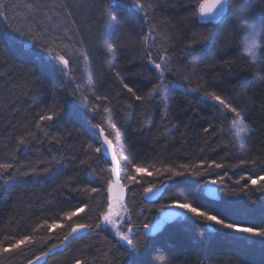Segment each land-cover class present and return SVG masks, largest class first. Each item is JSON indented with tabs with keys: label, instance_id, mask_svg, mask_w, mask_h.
I'll list each match as a JSON object with an SVG mask.
<instances>
[{
	"label": "trees",
	"instance_id": "16d2710c",
	"mask_svg": "<svg viewBox=\"0 0 264 264\" xmlns=\"http://www.w3.org/2000/svg\"><path fill=\"white\" fill-rule=\"evenodd\" d=\"M203 1L141 0L153 6L141 10L131 0H0L8 17L0 16V163L14 164L0 175V246L23 236L33 241L0 255V264H264V237L205 223L177 207L178 216L156 222L178 201L241 227H264V188L247 180L264 175V0H227L215 19L200 16ZM115 12L128 20L127 33L110 23ZM20 28L31 35L12 31ZM145 35L171 75L165 73L159 96L136 100L123 84L146 97L149 80L159 83L145 59ZM44 44L60 54L71 47L68 77L46 56L37 58ZM205 93L221 96L241 116ZM41 115L53 119L40 121ZM97 124L120 156H136L145 169L137 174L142 183L129 182L125 196L134 249L107 226L95 227L103 197L83 191L100 188V169L110 167L95 152L103 140ZM212 161L224 167H208ZM181 164L203 175L164 172ZM218 174L224 182L213 200L203 190ZM153 184L165 186L147 201L144 189ZM84 203L85 212L64 216ZM54 221L61 226L49 229ZM76 224L93 227L64 244ZM144 224L153 227L150 234Z\"/></svg>",
	"mask_w": 264,
	"mask_h": 264
},
{
	"label": "snow or ice",
	"instance_id": "6c2138e0",
	"mask_svg": "<svg viewBox=\"0 0 264 264\" xmlns=\"http://www.w3.org/2000/svg\"><path fill=\"white\" fill-rule=\"evenodd\" d=\"M131 3L133 7L139 8L141 10H144L146 7H153L152 5H145L141 3V0H131ZM5 7V5L0 4V8ZM29 9L33 8V5L29 4L27 5ZM226 7V0H215V4L212 6L211 12H207L203 6H200L199 12L204 15H211L215 16V14L218 11L223 10ZM71 15V13H68ZM147 14V13H146ZM0 16H3L6 20L8 19L6 13L0 12ZM50 19V17H49ZM109 21L112 25L122 28V30L127 33L128 32V20L126 17L120 13L115 12L109 16ZM261 24H264V13L261 14L260 17ZM7 27L11 28V25H7ZM14 33H16L18 36H30V33L25 32L22 28L20 29H12ZM67 31V29H66ZM149 35H145L143 37L142 43L144 45V53H145V59L147 61V64L151 66V69L153 70L154 77L156 81H159V83H153L152 79L149 80V83L152 84L151 90L148 91L146 97H142L139 95H136L135 91L132 87H129L127 83L123 84V87L127 89L129 93H131L136 100H143V99H154L156 96H159L161 91H163L165 82H166V76L165 73L167 72L168 75H171V69L167 67V61L164 56H160L159 60L163 61L157 62V59L153 58V53L151 51V46L149 45ZM9 39H12L9 37ZM33 39V46L35 47V44L37 43L35 37H32ZM192 45L189 44V47ZM64 48L68 50L66 53L67 55H70L72 52V49L69 45H64ZM66 54H60L55 51L51 47H49L48 44H44L39 49H36V56L37 58H43L47 57L48 61L51 63H54L57 67L58 71L64 75L65 77L69 76V73L72 71V68L70 67V59L66 58ZM119 75V73H117ZM80 85H77V88H79ZM206 97L214 102H216L219 106H222V109L227 110L229 112H232L235 114L236 117H240L241 113L237 110V108L233 107L231 104H229L225 99H223L221 96L216 95L215 93H205ZM99 99V97H98ZM53 119L52 115H41L39 117L40 121H50ZM94 119V117H93ZM232 125H235L236 121L233 119L231 121ZM39 127V125H37ZM97 129H99L100 136H103L102 142L98 141L99 146L95 148L96 153H111L110 158V167L107 169H100V179L103 181V184H101L100 188L92 187L90 189L85 188L83 191L89 193V198L91 199V194L96 193L98 195H101L103 197V202L100 205H97V207L102 208L103 210L99 212L97 219L99 220V223L95 225L97 229H102L103 227L107 226L109 228V231L113 232L114 235L118 238V241L123 242L125 245L128 246L129 249H134L136 246L134 245V242L131 238V233L134 232V229L130 227L131 225V213L129 212V208L125 203V195L126 190L131 191L129 188V182L132 184H141L142 178L138 177V173H144L145 169L140 166L139 163H137V157L136 156H120L117 151V146L114 145L113 140L109 139L107 135H104V130L101 128L99 124L95 125ZM207 131V129H205ZM29 135H32L29 133ZM19 142L21 144L24 143V137L19 138ZM89 148H92V145H89ZM123 145H120V151H123ZM15 159L14 157L12 158ZM85 161H81V164H84ZM241 165L247 163L246 161H241ZM257 161L253 160L251 161V164L255 166ZM203 167V163L200 165ZM14 164L10 162H4L0 163V175L7 173L9 169L13 168ZM208 167H215L216 169H222L224 165L220 163H216L215 161H212L211 164L208 165ZM190 165L188 164H181L179 165V170H172L171 168L164 169V172H170L172 177H181L185 174H190L193 176H200L203 175L201 172L192 171L189 172ZM127 169V171H125ZM36 169L33 168L32 172H35ZM107 171L109 173L108 177L103 176V172ZM159 171V170H158ZM25 175H28L29 173H24ZM10 175V174H9ZM149 176L152 175V173H148ZM226 175V173L224 174ZM170 178V177H169ZM241 179H246V177H241ZM125 182H121V181ZM248 182L253 186H260L261 188H264V175L258 176L256 178H252L251 176L247 177ZM212 184L217 183H223L224 182V176L218 174L217 179H212L208 181ZM239 183V181H237ZM156 185L153 184L152 187L145 188L144 191L146 193H151L153 188H155ZM244 187H247V184L244 185ZM106 204V207H105ZM90 205L88 203H84L82 206L78 207L75 211L71 212H65L64 216L68 218L69 220L72 217H75L77 213H83L85 212L86 208H89ZM162 206V209L163 210ZM169 207H177L183 210H186L187 212L193 214L195 217H199L203 222L205 223H211L214 222L216 225H220L222 228L236 232V233H242L247 234L250 236H259L264 237V227H258V226H248V227H241L235 222H226L223 218H218L217 215L210 214L206 211H200L199 206L193 207L189 203H179L178 201H173L172 205H169ZM93 210H95L93 208ZM143 211V210H141ZM49 229L60 227L61 225L57 224L55 221L52 224L47 225ZM92 225H86V224H76L71 228V232L68 234L71 236L74 233H77L79 231L91 229ZM148 224H144V229H149ZM159 227V225H157ZM6 240L10 239L9 237H5ZM65 240L68 239V236H65ZM32 238L29 236H23L22 238L16 240L14 243H9L8 246H0V255L4 253H13L19 249H21L22 245L25 244H32ZM43 255H47V253H44ZM41 257H37L36 259L39 260ZM28 264H34L32 260L28 261ZM74 264H87L86 261H82L80 259H76Z\"/></svg>",
	"mask_w": 264,
	"mask_h": 264
},
{
	"label": "water",
	"instance_id": "95a60500",
	"mask_svg": "<svg viewBox=\"0 0 264 264\" xmlns=\"http://www.w3.org/2000/svg\"><path fill=\"white\" fill-rule=\"evenodd\" d=\"M227 1V0H226ZM215 4V0H205L202 2V4L200 6H203L204 9L207 11V12H211V9H212V6ZM223 10L221 11H218L215 16H211V15H204V14H200V16L202 18H206V19H215L217 17H219L221 15ZM106 157L110 160L111 158V153H106V152H103ZM122 182V181H121ZM123 183V182H122ZM164 185H161V186H156L155 188H153L152 192L151 193H146L144 191V194H143V197L145 200L147 201H153L155 199H157L159 197V195L162 193L163 189H164ZM203 194L205 197L207 198H210V199H213V200H218L219 198V195H218V190H217V185L216 184H210V185H207L204 190H203ZM176 213L175 212H171L169 210H163L160 214L161 218L163 219V221H168L170 218H172ZM209 229H212V227L209 225L208 226ZM146 230V229H145ZM147 231V230H146ZM73 237V234L71 236H68V239L67 240H64V244H66L71 238Z\"/></svg>",
	"mask_w": 264,
	"mask_h": 264
},
{
	"label": "rangeland",
	"instance_id": "374dc122",
	"mask_svg": "<svg viewBox=\"0 0 264 264\" xmlns=\"http://www.w3.org/2000/svg\"><path fill=\"white\" fill-rule=\"evenodd\" d=\"M204 1H205V0H204ZM201 4H202V3H201ZM167 210L176 213L173 217L178 216V215L180 214L179 210L176 209L175 207H171V208H169V209H167ZM173 217H172V218H173ZM170 219H171V218H170ZM112 233H113V232H112ZM113 234H114V233H113Z\"/></svg>",
	"mask_w": 264,
	"mask_h": 264
},
{
	"label": "flooded vegetation",
	"instance_id": "af4514ba",
	"mask_svg": "<svg viewBox=\"0 0 264 264\" xmlns=\"http://www.w3.org/2000/svg\"><path fill=\"white\" fill-rule=\"evenodd\" d=\"M165 210H167V209H165ZM156 222H157V223H159V222L161 223V222H162V219L159 218L158 221H156ZM160 223H159V224H160ZM152 229H153V227L150 226L149 229H147V231H146L145 229H144V231H145L146 234H150L151 231H152Z\"/></svg>",
	"mask_w": 264,
	"mask_h": 264
}]
</instances>
